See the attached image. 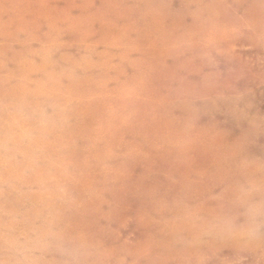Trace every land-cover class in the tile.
Here are the masks:
<instances>
[{
	"label": "clouds",
	"instance_id": "1",
	"mask_svg": "<svg viewBox=\"0 0 264 264\" xmlns=\"http://www.w3.org/2000/svg\"><path fill=\"white\" fill-rule=\"evenodd\" d=\"M0 264H264V0H0Z\"/></svg>",
	"mask_w": 264,
	"mask_h": 264
}]
</instances>
